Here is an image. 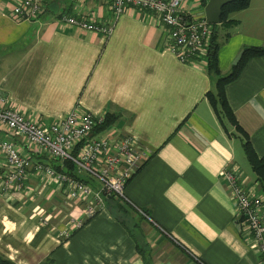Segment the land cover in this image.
Segmentation results:
<instances>
[{
    "label": "crops",
    "instance_id": "obj_1",
    "mask_svg": "<svg viewBox=\"0 0 264 264\" xmlns=\"http://www.w3.org/2000/svg\"><path fill=\"white\" fill-rule=\"evenodd\" d=\"M15 1L0 0V95L7 96L8 105L43 124L72 111L112 116L101 132L131 135L147 154L124 189L132 224L102 198L95 214L76 227L71 222L87 200H68L66 184L34 170L35 163L58 164L12 135L33 167L20 189L0 188V259L258 264L221 173L232 168L247 189L259 190L243 143L248 138L254 152L264 155V54L248 58L224 87L236 120L231 124L216 115L206 96L215 83L206 70V48L190 61H179L155 14L124 13L111 35L103 36L65 24L59 16L107 23L110 0H46V11L28 19L14 16ZM53 1L56 12L49 9ZM181 7L195 17L204 15L202 0H181ZM228 19L230 24L216 28L221 74L231 70L244 47L264 48V0H250ZM6 170L0 154V181ZM74 173L94 191L99 188L85 173Z\"/></svg>",
    "mask_w": 264,
    "mask_h": 264
},
{
    "label": "built area",
    "instance_id": "obj_2",
    "mask_svg": "<svg viewBox=\"0 0 264 264\" xmlns=\"http://www.w3.org/2000/svg\"><path fill=\"white\" fill-rule=\"evenodd\" d=\"M46 5V0H16L11 11L17 18H34L46 11ZM109 6L112 18L107 23L65 13H61L59 21L110 36L120 15L144 10L155 14L165 27L168 48L179 61H190L206 48L211 32L210 23L204 15L195 17L184 11L181 0H110ZM103 120V116L89 111H72L58 121L43 124L14 110L8 105L7 96L0 95V154L7 166L0 181L1 190L20 189L33 167L30 156L12 137L18 135L25 144L54 159L71 160L78 171L98 182L99 188L94 191L85 181L55 172L48 165L35 163V171L66 184L64 189L68 200H87L80 216L72 220L74 226H80L86 218L95 214L102 206L103 196L114 195L126 200L125 186L142 165L147 153L131 135L113 137L106 132L93 134L95 127ZM76 146H79L77 153L72 155ZM221 179L236 207L238 225L249 233L251 244L257 252L258 264H264V193L260 189H247L232 168H224ZM90 196L91 199H88ZM63 234L67 235L68 232ZM197 261L198 264H205Z\"/></svg>",
    "mask_w": 264,
    "mask_h": 264
},
{
    "label": "trees",
    "instance_id": "obj_3",
    "mask_svg": "<svg viewBox=\"0 0 264 264\" xmlns=\"http://www.w3.org/2000/svg\"><path fill=\"white\" fill-rule=\"evenodd\" d=\"M249 3L250 0H234L224 5L221 9L220 22L218 24H223V25L230 24L229 21L231 22V20L228 19L229 13L235 10L244 9L249 5ZM202 4L204 6L206 4V1L202 0ZM218 24H210L211 32L206 45V51H207L206 70L209 74L215 76L214 90L208 91L206 96L208 98V101L214 108L216 115L220 119L225 118L231 124H236L234 114L231 111L230 107L228 106L224 87L227 83L233 81L239 75L241 67L248 58L252 56H258L264 54V48L259 46L244 47L242 49V55L238 63L232 65L231 70L228 73L221 74L219 72L218 62H217V50L219 47V43L217 42L218 34L216 28ZM113 120H115L114 117L106 116L103 122H101L95 127V129L93 130V134L104 133L101 132V130L108 128L112 124ZM78 148L79 146H76V148L72 152L73 153L72 155H76ZM243 150L246 159L251 167V170L255 174L256 177L255 179L258 183V187L264 193V155L258 156L254 152L248 138H246V141L243 143ZM51 159H53L52 162L58 164L57 166L55 165L50 166L53 170H55V172L64 173L75 179L85 181L82 178H79V176L75 175L74 170L76 169V167L71 160L66 159L60 161L52 157ZM0 264H12V263L9 262L8 260L0 259Z\"/></svg>",
    "mask_w": 264,
    "mask_h": 264
},
{
    "label": "water",
    "instance_id": "obj_4",
    "mask_svg": "<svg viewBox=\"0 0 264 264\" xmlns=\"http://www.w3.org/2000/svg\"><path fill=\"white\" fill-rule=\"evenodd\" d=\"M232 1L234 0H207L206 4L204 5V16L206 21L210 24H218L220 22V14L222 7ZM57 7V1H53L49 4V9L53 12H56ZM241 55L242 51H240L233 60V65L238 63L241 58Z\"/></svg>",
    "mask_w": 264,
    "mask_h": 264
},
{
    "label": "rangeland",
    "instance_id": "obj_5",
    "mask_svg": "<svg viewBox=\"0 0 264 264\" xmlns=\"http://www.w3.org/2000/svg\"><path fill=\"white\" fill-rule=\"evenodd\" d=\"M103 200L104 201L109 200V202H108L110 204L109 207H111L113 209V211H115L116 216L119 219H122L124 222H127L128 225L132 224V220H131V222L129 221V219H131V218L128 216V213L126 212L128 209V206H127L125 200H123L120 197H116L114 195L103 196Z\"/></svg>",
    "mask_w": 264,
    "mask_h": 264
}]
</instances>
